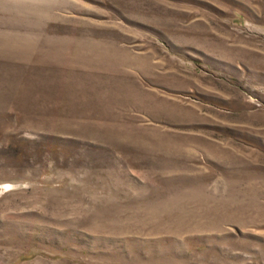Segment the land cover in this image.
<instances>
[{
    "label": "rangeland",
    "instance_id": "1",
    "mask_svg": "<svg viewBox=\"0 0 264 264\" xmlns=\"http://www.w3.org/2000/svg\"><path fill=\"white\" fill-rule=\"evenodd\" d=\"M0 264H264V0H0Z\"/></svg>",
    "mask_w": 264,
    "mask_h": 264
}]
</instances>
